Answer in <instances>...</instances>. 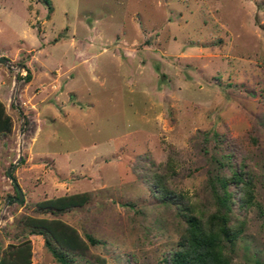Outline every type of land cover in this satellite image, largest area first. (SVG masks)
<instances>
[{"label":"rangeland","instance_id":"rangeland-1","mask_svg":"<svg viewBox=\"0 0 264 264\" xmlns=\"http://www.w3.org/2000/svg\"><path fill=\"white\" fill-rule=\"evenodd\" d=\"M50 1L0 0V264H166L149 177L208 213L241 167L230 252L264 264V0Z\"/></svg>","mask_w":264,"mask_h":264},{"label":"trees","instance_id":"trees-1","mask_svg":"<svg viewBox=\"0 0 264 264\" xmlns=\"http://www.w3.org/2000/svg\"><path fill=\"white\" fill-rule=\"evenodd\" d=\"M43 1L48 11H51V1ZM2 117L0 103V130H8L10 120L6 115ZM166 177L155 173L148 179L151 193L160 201L171 205L182 222L178 244L169 250L167 259L165 258L166 264H234L230 246L240 233L234 205L237 210H244L252 204L250 173L241 167L232 169L229 176L218 177L221 190L211 186L215 193L216 206L208 213L204 210L197 212L184 193L177 192L168 185ZM229 184H233V187L229 188ZM85 236L90 243L97 242L92 235ZM57 237L63 240L65 236L59 233ZM47 246L60 264H68L65 255L55 244L48 241Z\"/></svg>","mask_w":264,"mask_h":264},{"label":"water","instance_id":"water-1","mask_svg":"<svg viewBox=\"0 0 264 264\" xmlns=\"http://www.w3.org/2000/svg\"><path fill=\"white\" fill-rule=\"evenodd\" d=\"M6 61H7L6 57H1V58H0V62H6ZM20 152H21V151H20ZM13 166H14V164H13L10 168H8V170H7V175H8V177L11 179L13 185L15 186V188H16V190H17V192H18V196L16 197V199H17V200H21V199H22V196H23V193H22V190H21V188L19 187V185H18L16 179L12 176V172H11V170H12Z\"/></svg>","mask_w":264,"mask_h":264}]
</instances>
